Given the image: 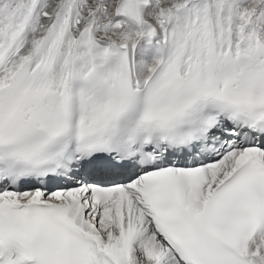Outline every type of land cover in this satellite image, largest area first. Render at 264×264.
<instances>
[{
    "label": "snow or ice",
    "instance_id": "snow-or-ice-1",
    "mask_svg": "<svg viewBox=\"0 0 264 264\" xmlns=\"http://www.w3.org/2000/svg\"><path fill=\"white\" fill-rule=\"evenodd\" d=\"M0 264H264V0H0Z\"/></svg>",
    "mask_w": 264,
    "mask_h": 264
}]
</instances>
